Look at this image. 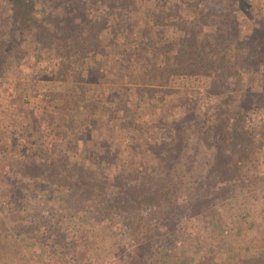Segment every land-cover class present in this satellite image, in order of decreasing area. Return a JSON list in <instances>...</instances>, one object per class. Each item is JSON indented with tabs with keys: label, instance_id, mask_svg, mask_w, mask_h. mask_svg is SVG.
<instances>
[{
	"label": "trees",
	"instance_id": "16d2710c",
	"mask_svg": "<svg viewBox=\"0 0 264 264\" xmlns=\"http://www.w3.org/2000/svg\"><path fill=\"white\" fill-rule=\"evenodd\" d=\"M205 1L0 0L14 35L0 37V71L24 69L16 93L36 131L28 153H6L0 212L26 230L97 223L89 264L101 245L107 264H152L179 218L197 236L173 264H264V229L239 228L242 249L219 258L209 222L264 184V0ZM30 197L51 203L47 216Z\"/></svg>",
	"mask_w": 264,
	"mask_h": 264
},
{
	"label": "rangeland",
	"instance_id": "374dc122",
	"mask_svg": "<svg viewBox=\"0 0 264 264\" xmlns=\"http://www.w3.org/2000/svg\"><path fill=\"white\" fill-rule=\"evenodd\" d=\"M7 13L6 10L0 9V37L10 35L8 37L11 39L14 35L10 25L5 23ZM20 63L21 66L25 65V60L21 59ZM26 64L28 68H33L31 64ZM10 66L9 61H6L4 69L0 71V171L3 170L4 163L7 162L5 159L7 152L13 155H20L19 149H22L25 153H28L30 145H33L31 144L32 140L36 136V131L29 124H24V115H28V106L26 103H21L22 101L16 93L18 90L15 87V81L17 77L23 75L24 69ZM48 74H50L49 70H43L41 75L42 79H49L51 74ZM48 83L51 89L58 88V82L52 81ZM198 85H201V83ZM31 101L34 102L32 97ZM28 120L30 121H28L29 123L32 122L31 118H28ZM72 121H74L73 118ZM77 123L76 120L72 122V127ZM87 128H91L89 123L87 124ZM59 141L61 143L66 142L65 139ZM41 151H44V148ZM204 157L202 156L201 160ZM195 162L200 163V159ZM158 164L156 169L161 166L160 160ZM153 174H157V172L155 171ZM261 185L258 188L246 191H236L226 201V206L224 207L220 205L212 206L210 210L211 214H209L211 221L209 220V222L214 224L215 227L213 226V230L218 231V236L222 238L221 248L216 257L225 258L224 251L229 246L232 247L231 250L233 247L242 249V238L245 234L241 233L240 237H238L236 233H238L237 230L239 228L248 232L247 229L250 224L256 232L264 229V208L261 209V201L264 199V184ZM44 194L47 195L49 192L44 191ZM51 202L53 203V201ZM28 204L30 209H34L36 206L39 214L41 213L43 215V218L48 215L50 207L52 206L50 202L45 204L39 197H30ZM235 213L238 214L236 215ZM231 214H234L233 217L235 220L233 222H230L232 220L230 219L232 218L230 216ZM45 218L48 220L45 224H40L37 229L26 230L28 228L26 225H19L20 217L11 214L6 215V211L0 212V264L90 263L84 254H82V249L83 246L91 243V240L87 238V234L90 233L91 229L98 228V224L82 221L79 228L77 223L80 220L77 216L71 217L66 223L53 222L51 217ZM170 224V233L162 237L164 242L162 243L163 247L160 257L155 260L154 256H152V264H173L172 260L178 254V247L180 246L179 243H181V240L187 241L192 238L194 242L196 239V232L192 229L188 220L179 218L174 222H170ZM121 235V242L127 243L125 234ZM29 237H32L31 240L33 242ZM234 239L238 240L235 241ZM29 241L32 243H29ZM100 248L102 249L100 255H103L100 258L97 257V260L94 262L91 260V264H107L110 261L107 258L108 256L104 254L107 252L105 250L106 248H103L102 245ZM18 254H22V257ZM87 254L93 256L92 252H88ZM223 261L226 264L228 262L226 258Z\"/></svg>",
	"mask_w": 264,
	"mask_h": 264
}]
</instances>
